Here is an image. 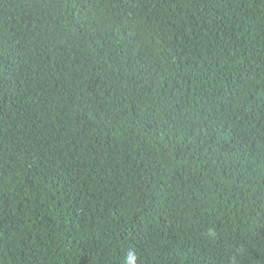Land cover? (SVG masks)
Here are the masks:
<instances>
[{"label":"trees","instance_id":"obj_1","mask_svg":"<svg viewBox=\"0 0 264 264\" xmlns=\"http://www.w3.org/2000/svg\"><path fill=\"white\" fill-rule=\"evenodd\" d=\"M0 264H264V0H0Z\"/></svg>","mask_w":264,"mask_h":264}]
</instances>
